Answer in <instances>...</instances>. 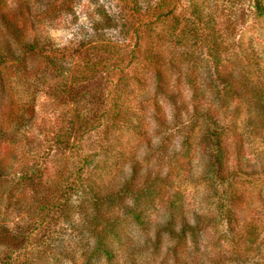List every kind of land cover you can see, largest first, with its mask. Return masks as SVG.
I'll use <instances>...</instances> for the list:
<instances>
[{
    "label": "rangeland",
    "instance_id": "obj_1",
    "mask_svg": "<svg viewBox=\"0 0 264 264\" xmlns=\"http://www.w3.org/2000/svg\"><path fill=\"white\" fill-rule=\"evenodd\" d=\"M260 86L264 0H0V264H264Z\"/></svg>",
    "mask_w": 264,
    "mask_h": 264
},
{
    "label": "trees",
    "instance_id": "obj_2",
    "mask_svg": "<svg viewBox=\"0 0 264 264\" xmlns=\"http://www.w3.org/2000/svg\"><path fill=\"white\" fill-rule=\"evenodd\" d=\"M135 4V3H134ZM232 72H229L227 71L226 73L224 72H220L218 71V76L219 78L222 80V81H225L226 83H230V81H237L238 79H233V76H232ZM262 87L260 86L259 88L257 89H247V92H251L252 94V98L254 99V101L256 102V104L258 106H261V107H264V91L261 89ZM224 104V102L221 100L218 102V106H222ZM211 118V121L213 122V124L215 125V131H214V134L216 135V144L218 145V138H219V131L217 130L218 128H220V126L218 125V122L217 120H215L212 116H210ZM219 149V147H217V150ZM216 158L218 161H221V158L218 157V155H216ZM150 174H146V176L149 177ZM164 179V175L163 174H154L153 175V181H162ZM148 180V179H147ZM149 181V180H148ZM153 187H157L156 184L152 183ZM135 220H139L140 219V214L138 212H135L133 210L130 211ZM168 221L166 220L165 223H167ZM109 250V248H105L104 250V253H107Z\"/></svg>",
    "mask_w": 264,
    "mask_h": 264
}]
</instances>
